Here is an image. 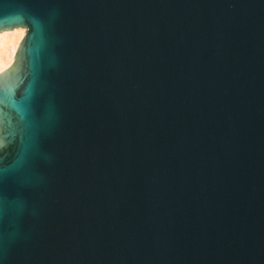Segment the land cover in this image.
Instances as JSON below:
<instances>
[{"label":"water","instance_id":"obj_1","mask_svg":"<svg viewBox=\"0 0 264 264\" xmlns=\"http://www.w3.org/2000/svg\"><path fill=\"white\" fill-rule=\"evenodd\" d=\"M0 264H264V0H0Z\"/></svg>","mask_w":264,"mask_h":264},{"label":"bare ground","instance_id":"obj_2","mask_svg":"<svg viewBox=\"0 0 264 264\" xmlns=\"http://www.w3.org/2000/svg\"><path fill=\"white\" fill-rule=\"evenodd\" d=\"M26 34V29L18 28L0 33V73L9 69L16 57L19 45Z\"/></svg>","mask_w":264,"mask_h":264}]
</instances>
